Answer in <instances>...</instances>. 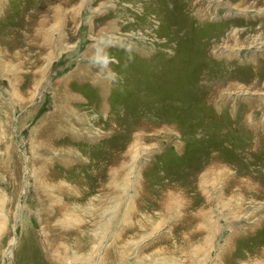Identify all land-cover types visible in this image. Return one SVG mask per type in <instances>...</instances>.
Masks as SVG:
<instances>
[{
  "label": "rangeland",
  "instance_id": "obj_1",
  "mask_svg": "<svg viewBox=\"0 0 264 264\" xmlns=\"http://www.w3.org/2000/svg\"><path fill=\"white\" fill-rule=\"evenodd\" d=\"M49 1L0 0V264H264V0H193L204 19L175 0ZM64 101L77 139L40 143ZM101 153L118 171L104 215L71 209L69 228L91 225L45 245L41 164L50 183L58 158ZM229 224L246 232L230 250Z\"/></svg>",
  "mask_w": 264,
  "mask_h": 264
},
{
  "label": "bare ground",
  "instance_id": "obj_2",
  "mask_svg": "<svg viewBox=\"0 0 264 264\" xmlns=\"http://www.w3.org/2000/svg\"><path fill=\"white\" fill-rule=\"evenodd\" d=\"M51 1H54V0H51ZM51 1H49V4H52ZM151 1H153L154 3H155V1H160L161 5L164 2V0H151ZM175 1L177 2L176 3L177 5L183 4L184 6H186L187 10H189L190 12L193 11L194 14L193 13L192 14L194 16L192 15V18L194 17L197 19H204L206 17L207 10L204 9L205 7L203 5L192 4L193 0H180V2L178 0H175ZM229 1L233 2L235 0H229ZM253 1H257V0H253ZM172 2H174V1H172ZM235 2H237V3H235V5H233V6H237V7L246 6L245 9L247 10V8L249 7V6H247V4L250 3V0H237ZM57 6L59 7V4ZM190 12H188V13H190ZM54 14H55L54 16L57 17V15L60 14V12L56 11V13H54ZM169 16H172V15H169ZM177 19H179V18H177ZM35 35H36V37L40 36L42 39L44 38L42 29L40 27L36 30ZM48 39L49 38L43 39V42L45 43V45H48L50 43L49 42L50 39L49 40ZM159 68L163 69L164 67L163 68L158 67V70H160ZM150 70L151 69L149 67V69H148L149 73H150ZM156 70L153 71L152 74L154 72H156ZM149 73H147L143 76L140 75L139 77L141 78V82H143L144 85L149 84L150 86H154V83L152 82V79H154L153 78L154 75L148 76ZM89 75H91V73ZM139 77L138 76H132V78L129 81L133 80L134 82H130L129 86H135L139 81ZM87 79H88V77H87ZM81 80H83V79H81ZM93 81H98V82L100 81V85L102 83L101 80L97 79V78L96 79L94 78ZM64 82H66V81H64ZM105 88L106 87H102V94L105 92ZM66 90L67 89H65V91ZM59 93H60V96L66 95V93L65 94L64 93L62 94L61 92H59ZM66 108H67V105H65V101L61 102L59 104V112L53 114V118H51V122H50L51 124L48 126V128L44 126L45 129L43 131V140H41L40 143H43L45 145H52L53 144L52 140L54 138L56 139V141L59 144H62L61 142L64 140H68V138L71 141H75V139H77L76 137L71 135V133H69L67 131L69 128L68 123L65 122L64 116H63V111H65ZM106 108L107 107H106V105H104V103L100 104V109H106ZM65 143L68 144L67 142H65ZM43 144H41V145H43ZM100 145H102V144H100ZM58 148H65V147L62 145H58ZM131 148L132 147L130 146V149ZM44 149H45V146H44ZM94 151H93V153H94ZM101 155L98 156L99 159L94 156L95 158H97L98 161H88L87 163L85 161L82 162V159H80V158L77 160L76 159L72 160L70 158L69 159L58 158V160H57L58 164L62 168H60V166L57 164V166L59 168H58L57 172L55 171V174H57L61 178H55L50 183L47 181V177L44 176V174L47 173L46 168H45L46 163H44V161H43V163L41 164V167L39 169L40 179L38 180V182H39L38 189L36 191L37 193H35L34 196L36 199L37 206L40 207L41 208L40 210L43 213H46V215H47L46 219L40 218V222L45 221V222L49 223V225H48V227L44 233V238H45L44 244L45 245L53 246L55 244V242L58 240V238H63V236H65V234H67V233H70V235H74V234L81 235V233L86 230L87 226H89L91 224H93V225L97 224L101 219V215L102 214L104 215V213H105L104 205H98L96 202H99L98 199H101L102 197L105 198L106 196H104V195L106 193L114 192L117 189L116 177H117L118 171L116 168L112 167L110 169L111 170V173H110V172H107V170H106L107 168L105 165H103V167H101L100 164H102V162H103L104 153H101ZM72 161H74V162H72ZM104 166H105V168H104ZM116 167H119V164ZM62 169H66V170H62ZM105 171L107 172L106 179H105ZM200 187L203 191V185L200 184ZM41 193H45L47 195H41ZM92 200H94L93 203H91ZM110 200L112 201V198ZM207 202L208 201H206V203ZM209 202H210V200H209ZM90 204H93L92 206H94L93 212H91L92 207L89 210V213L91 212V215H92V218L89 219L91 224L81 225L82 227L77 226L76 228H69L68 227L69 222L71 220L73 221V218L71 215H68L67 212L73 208H76V207H80V208H84V206L88 207ZM177 204L178 203L175 200L174 195H167L164 197V200L162 202L159 201L158 207L160 210L169 208L170 210L174 211L175 209H178V208H176ZM204 209L205 208L196 209V207H194L193 208L194 212H190V214L188 216L189 219H188V222L186 224L187 225L186 227L188 228V236L185 237L188 240H192V238L196 237V235L201 231L202 228L200 229V227L198 225V220L204 216L203 215ZM178 213H180V212H178ZM81 222L82 221L79 222V225L81 224ZM66 223H68V225ZM76 225H78V224H76ZM228 227L229 228L231 227V232L228 235H226L225 240H226V243L228 244L227 249L230 250V249H233V244H236V242H235L236 239H243L246 236V232H245V230H243L241 228V226L239 224H237V225L234 224L233 226H232V224H229ZM190 228H192V231H190ZM218 228L219 227L215 223H210L209 226L207 227L208 231H210V232L217 231V230H219ZM222 233H224V232H222ZM117 235L118 234L114 235V239L117 238ZM227 249H226V251H227ZM8 252H10V250H8ZM223 252L225 254L224 250H223ZM230 253H231V251H230ZM261 253L264 255V250L262 251V249H261ZM114 254H115L114 252L113 253L109 252L108 257H110L111 255H114ZM228 254L226 253V255H228ZM234 261H236L238 263V259H235ZM232 262L233 261L231 260V263Z\"/></svg>",
  "mask_w": 264,
  "mask_h": 264
}]
</instances>
